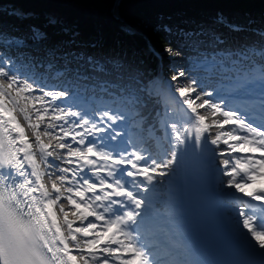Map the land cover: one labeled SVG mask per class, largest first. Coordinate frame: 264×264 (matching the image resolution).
<instances>
[{
	"label": "snow or ice",
	"instance_id": "1",
	"mask_svg": "<svg viewBox=\"0 0 264 264\" xmlns=\"http://www.w3.org/2000/svg\"><path fill=\"white\" fill-rule=\"evenodd\" d=\"M109 8L132 41L0 7V264H264V15Z\"/></svg>",
	"mask_w": 264,
	"mask_h": 264
},
{
	"label": "trees",
	"instance_id": "2",
	"mask_svg": "<svg viewBox=\"0 0 264 264\" xmlns=\"http://www.w3.org/2000/svg\"><path fill=\"white\" fill-rule=\"evenodd\" d=\"M82 9H92L97 13H104L108 20H114L110 14L109 3L110 0H77ZM170 0H122L123 9L122 17L131 22L140 31H146L147 27L156 21L160 16L171 17L173 20H183L187 18L195 19H211L218 13H223L226 16H233L235 19L240 17L242 12L248 13L252 17L259 19L264 15V0H256L258 3L257 9H253L247 3V6L241 8L240 1L239 6H231L229 1L227 3L217 2L216 0H210L207 2L208 6L199 4L198 7L194 5H187V3L174 2L169 3ZM14 3L16 6L29 11L37 12L38 22H43L47 14H56L63 19L69 21H76L79 17L78 8L71 3H67L64 0H57L56 6H51L41 0H6L0 1V7ZM83 4V5H82ZM187 5V6H186ZM186 6V7H185ZM261 6L263 9L261 10ZM261 10V11H260ZM105 27V24L103 25ZM84 37H96L93 31L83 30ZM110 36L113 34L110 32ZM133 40L132 37L124 38V42Z\"/></svg>",
	"mask_w": 264,
	"mask_h": 264
},
{
	"label": "rangeland",
	"instance_id": "3",
	"mask_svg": "<svg viewBox=\"0 0 264 264\" xmlns=\"http://www.w3.org/2000/svg\"><path fill=\"white\" fill-rule=\"evenodd\" d=\"M57 1V0H56ZM83 5V4H82ZM82 8V7H81ZM82 11L84 12V11H89L90 12V14H92L93 16H100V15H102V13H97V12H95V11H92V9H89V8H86V9H82ZM84 14V13H83Z\"/></svg>",
	"mask_w": 264,
	"mask_h": 264
}]
</instances>
